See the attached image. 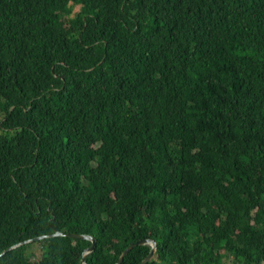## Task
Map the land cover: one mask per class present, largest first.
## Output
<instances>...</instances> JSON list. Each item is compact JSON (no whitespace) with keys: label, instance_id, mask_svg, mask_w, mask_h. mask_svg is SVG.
Segmentation results:
<instances>
[{"label":"trees","instance_id":"trees-1","mask_svg":"<svg viewBox=\"0 0 264 264\" xmlns=\"http://www.w3.org/2000/svg\"><path fill=\"white\" fill-rule=\"evenodd\" d=\"M58 232L87 264H264V0H0V255Z\"/></svg>","mask_w":264,"mask_h":264},{"label":"water","instance_id":"water-1","mask_svg":"<svg viewBox=\"0 0 264 264\" xmlns=\"http://www.w3.org/2000/svg\"><path fill=\"white\" fill-rule=\"evenodd\" d=\"M53 237H69V238H74V239H82V240H88V241H91L92 242V245L87 248L84 252V255H83V259H82V264H87L86 263V260H85V257L88 255V254H91L95 251L96 247H97V240L95 239V237H91V236H88V235H83V234H72V233H64V232H58V233H55L53 235H50V236H42V237H37V238H34V239H31V240H28V241H25L23 243H20L18 246H15V247H11L9 248L8 250H6L5 252H3L0 257L4 256L7 252H10L20 246H23V245H28V244H31V243H35V242H38V241H41L43 239H47V238H53ZM151 247V252L149 254V256L145 259V261L142 263V264H149L151 263L152 261L156 260L157 259V251H158V245L157 243L154 241V240H147V241H140V242H137L133 245H131L130 247H128V249H126L123 254L121 255V257L119 258L117 264H123L125 259L129 256V254L135 249V248H138V247Z\"/></svg>","mask_w":264,"mask_h":264},{"label":"rangeland","instance_id":"rangeland-1","mask_svg":"<svg viewBox=\"0 0 264 264\" xmlns=\"http://www.w3.org/2000/svg\"><path fill=\"white\" fill-rule=\"evenodd\" d=\"M79 10L78 7H75L74 13ZM42 255V248L38 244H34L29 250H28V256H33L36 259H39ZM229 264L231 261H227Z\"/></svg>","mask_w":264,"mask_h":264},{"label":"bare ground","instance_id":"bare-ground-1","mask_svg":"<svg viewBox=\"0 0 264 264\" xmlns=\"http://www.w3.org/2000/svg\"><path fill=\"white\" fill-rule=\"evenodd\" d=\"M96 240H97V239H96ZM97 243H98V242H97ZM96 249H97V248H96ZM96 249H95V250H96ZM2 253H3V252H2ZM86 262H87V261H86Z\"/></svg>","mask_w":264,"mask_h":264}]
</instances>
